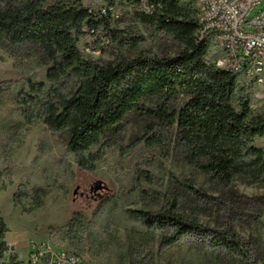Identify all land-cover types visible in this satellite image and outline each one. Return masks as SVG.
Wrapping results in <instances>:
<instances>
[{
	"label": "trees",
	"instance_id": "trees-1",
	"mask_svg": "<svg viewBox=\"0 0 264 264\" xmlns=\"http://www.w3.org/2000/svg\"><path fill=\"white\" fill-rule=\"evenodd\" d=\"M70 1L49 6L47 0H0V43L32 46L51 66L47 83L27 81L21 91L26 125L33 124L38 108L37 117L49 130L66 133L67 154L90 171L100 151L122 137L128 125L137 130L136 143L149 147L163 146L169 133H174L184 160L212 181L231 188L239 178L264 186V150L254 146L256 139L264 138V113L254 110L252 83L243 73L216 68L222 51L211 37L198 40V10L191 0H158L163 8L153 16L138 12L140 0H127L139 21L171 36L179 49L173 56L142 54L130 59L121 55L106 65L84 57L82 38L103 29L122 47L136 48L140 40L109 23L95 22L84 0ZM69 81L74 88L64 93L62 87ZM176 184L184 192L201 195L189 182L176 180ZM106 203H113L112 198ZM135 216L150 227L173 230L172 243L204 231L185 211H137ZM86 226L87 220L77 214L66 227L71 253L85 254L87 241L81 233ZM7 233L0 218V264H25L16 256L4 261ZM210 244L236 255L241 263L259 264L264 258L259 255L251 263L232 229L214 232Z\"/></svg>",
	"mask_w": 264,
	"mask_h": 264
},
{
	"label": "rangeland",
	"instance_id": "rangeland-1",
	"mask_svg": "<svg viewBox=\"0 0 264 264\" xmlns=\"http://www.w3.org/2000/svg\"><path fill=\"white\" fill-rule=\"evenodd\" d=\"M59 1L71 3L47 0L46 5ZM263 8L264 2L254 13ZM119 15L112 28L136 37L139 45L122 47L100 29L81 39L86 59L106 65L121 55L133 59L142 54L173 56L178 51L171 36L139 21L132 8L119 9ZM50 69L32 46L0 43V90H4L0 94V218L8 227L9 247L4 261L16 256L26 262L35 242L48 241L69 250L65 229L77 214L89 224L81 233L87 241L82 256L95 264H248L211 246L212 234L228 229L236 232L251 263L259 255L264 257V186L239 178L231 188L212 181L184 160L174 133L163 146L149 147L136 143L137 130L128 125L122 137L100 151L90 171L67 154L66 133L49 130L37 117L38 108L33 124L26 125L21 91L27 81L47 83ZM251 87L254 110L264 113V85ZM73 88L69 81L62 90ZM254 146L264 150V138L256 139ZM176 180L193 184L201 195L184 192ZM175 202L178 207L173 208ZM137 211H185L204 231L172 243L173 230L148 226L135 216Z\"/></svg>",
	"mask_w": 264,
	"mask_h": 264
},
{
	"label": "built area",
	"instance_id": "built-area-1",
	"mask_svg": "<svg viewBox=\"0 0 264 264\" xmlns=\"http://www.w3.org/2000/svg\"><path fill=\"white\" fill-rule=\"evenodd\" d=\"M198 10L199 41L211 37L222 56L216 60L217 69L243 73L255 86L264 85V8L254 13L264 0H191ZM84 7L95 22L112 25L119 19V9L127 0H84ZM158 0H140L138 12L153 16L162 10ZM106 28V24H105ZM109 36V35H108ZM106 36V42L111 39ZM25 264H95L81 255L52 242L31 244ZM262 264V263H260Z\"/></svg>",
	"mask_w": 264,
	"mask_h": 264
}]
</instances>
